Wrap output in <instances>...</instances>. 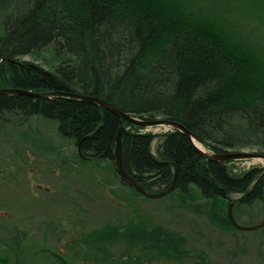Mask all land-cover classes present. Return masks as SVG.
<instances>
[{
  "label": "trees",
  "instance_id": "1",
  "mask_svg": "<svg viewBox=\"0 0 264 264\" xmlns=\"http://www.w3.org/2000/svg\"><path fill=\"white\" fill-rule=\"evenodd\" d=\"M1 86L101 95L139 117L178 120L211 151L264 150V0H0ZM4 114L19 122L34 114L55 119L78 158L110 159L114 171L115 134L124 126V169L148 191L164 189L174 175L167 193L175 191L184 205L201 196L203 206L192 207L221 229L235 228L230 200L234 208L264 210L262 165L233 169L229 160L208 159L178 128L142 130L95 101L60 94L1 92ZM130 191L147 196L131 185ZM130 219L104 220L79 235L96 248L97 264L108 261L116 239L143 245L151 256H182L181 234ZM256 228L264 236V221ZM7 229L0 264H78L15 224ZM197 253L194 264H210Z\"/></svg>",
  "mask_w": 264,
  "mask_h": 264
},
{
  "label": "rangeland",
  "instance_id": "2",
  "mask_svg": "<svg viewBox=\"0 0 264 264\" xmlns=\"http://www.w3.org/2000/svg\"><path fill=\"white\" fill-rule=\"evenodd\" d=\"M21 57L30 58L27 54ZM20 119L14 114L0 116V236L7 234L8 225L15 224L38 242L64 251L75 263L97 264L99 260L93 257L96 248L87 246L79 235L104 220L115 223L130 216L134 222L159 223L167 232L181 234L184 253L179 258L161 252L151 256L143 245H126L116 239L108 244L104 264H194L201 258L197 252L204 253L210 264H264L260 229H221L203 210L192 207L193 203L203 206L204 198L198 195L184 205L176 200L175 191L157 197L133 193L117 170H112L110 159L78 158L72 140L56 131L55 119L36 114ZM166 128L171 127L143 125L141 129ZM155 142L154 138L153 149ZM228 162L233 169L263 166V159L254 156ZM231 208L241 223L264 219L263 209Z\"/></svg>",
  "mask_w": 264,
  "mask_h": 264
},
{
  "label": "water",
  "instance_id": "3",
  "mask_svg": "<svg viewBox=\"0 0 264 264\" xmlns=\"http://www.w3.org/2000/svg\"><path fill=\"white\" fill-rule=\"evenodd\" d=\"M1 92H18V93H29L31 95H37V96H55V94H60V95H68L72 96L74 98H81L83 100H91L95 101L98 104L104 106L108 110H111L114 112L119 118H125L126 120H129L130 122H133L138 125H148V126H154V125H164L167 124L171 128H178L183 134H185L186 138L188 139L190 145L193 146V148L199 152L201 155H203L206 158H210L213 160H218V161H224V160H231L232 158H242V157H260L263 159V177H264V150H245V149H230V150H220L219 152H214L211 151L210 149L207 150L204 146L196 145L192 141V137H194L197 141L200 139L195 136V134L192 133V131L189 129V127L185 124H182L178 120H173L167 116H154L153 118H148V117H139L137 115H134L132 113H129L128 111H124L121 108L119 109L116 105H114L112 102L107 101L104 97L101 95H93V94H84L78 91H62V90H44V91H39V90H31L28 88H20V87H0V93ZM124 126L120 125L116 134H115V144H114V149L111 155V158L114 160L115 164V170H117L119 177L121 181H127V183L131 186L134 187L137 191H140L142 194L145 196H150V197H157L163 194H166L171 188L173 187V182H174V175L171 177V181L168 183L167 187L164 189H160L157 191H148L143 188V186L130 174L127 172V170L124 169V166L122 164V159H121V130ZM201 142V141H200ZM222 168L223 172L226 176L230 177V174L227 170L226 165L224 162H222ZM232 205L233 201L230 200L227 203L226 206V212H227V217L230 219L231 224L237 228V229H253L256 226H259L263 223L264 219L260 222H256L255 224L252 223H241L237 219H235L233 211H232Z\"/></svg>",
  "mask_w": 264,
  "mask_h": 264
},
{
  "label": "bare ground",
  "instance_id": "4",
  "mask_svg": "<svg viewBox=\"0 0 264 264\" xmlns=\"http://www.w3.org/2000/svg\"><path fill=\"white\" fill-rule=\"evenodd\" d=\"M192 141H193L194 144H196V145L204 146L199 140L197 141L194 137H192Z\"/></svg>",
  "mask_w": 264,
  "mask_h": 264
}]
</instances>
